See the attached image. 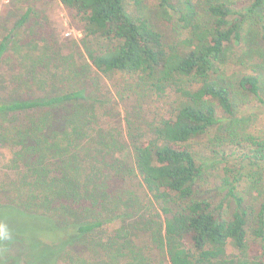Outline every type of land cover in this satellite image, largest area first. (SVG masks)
<instances>
[{"label": "trees", "instance_id": "trees-1", "mask_svg": "<svg viewBox=\"0 0 264 264\" xmlns=\"http://www.w3.org/2000/svg\"><path fill=\"white\" fill-rule=\"evenodd\" d=\"M130 1L60 0L81 21L83 43L96 70L107 77L126 74L151 82L156 101L163 104L159 107L166 108L153 121L151 135L133 147L150 196L147 211L157 218L161 213L163 222L116 228L108 242L116 249L112 254L135 264L157 263L154 253L162 258L158 264L165 260L168 264H264V251L250 259L232 257L233 251L241 253L248 247L250 212L255 218L253 234L264 240V183L252 181L250 195L225 178L209 195L198 197L197 185L206 169L192 147L196 138L233 117L234 100L241 92L264 102L262 76L233 70L224 62L228 47L241 42V24L247 17L255 20L264 46V0L250 6L231 0H159L174 25L170 43L148 18L132 11ZM27 18L28 13L17 27ZM92 38L111 45L89 48L86 40ZM9 39L0 43V62ZM30 54L34 68H45L51 61L47 54ZM87 98L81 88L0 104L1 118L38 112L26 126L0 125V140L16 147L8 168L23 170L18 182L11 184L25 200L29 213H22L48 219L51 230H72L78 237L93 235L113 222L117 210H110L113 198L118 205L121 198L129 201L134 195L123 189V165L111 178L110 185L118 183L114 188L96 185V174L87 164L88 150L81 147L96 120L94 109L85 104ZM249 141L257 148L243 156L241 169L246 161L257 168L264 163V140L250 137ZM62 246L46 251L55 257Z\"/></svg>", "mask_w": 264, "mask_h": 264}, {"label": "rangeland", "instance_id": "rangeland-1", "mask_svg": "<svg viewBox=\"0 0 264 264\" xmlns=\"http://www.w3.org/2000/svg\"><path fill=\"white\" fill-rule=\"evenodd\" d=\"M254 1L231 0L239 6H250ZM130 8L148 18L168 43L174 41L170 11L161 8L159 0H131ZM26 13L25 24L17 27ZM241 26L242 40L228 47L224 62L233 70L257 72L264 80V46L255 20L247 17ZM9 36L8 51L0 62V104L85 89L88 95L85 104L94 109L96 120L81 147L88 150L87 164L96 174V185L105 186L106 183L109 189L114 188L118 183L110 185L111 178L123 165L126 175L123 189L134 195L129 201L121 198L118 205L114 204L118 199L113 198L110 210L117 209L116 217L93 235L78 237L72 230H51L48 219L22 213H29L25 200L11 184L18 182V173L23 170L8 168L16 147L0 140V264H51L52 257L54 264H135L124 256L112 254L116 249L109 247L108 242L116 228L129 230L145 226L152 220L163 222L161 213L157 218L147 211L150 196L136 167L133 147L136 141L151 135L153 121L159 113H165L166 108L159 107L163 104L156 101L151 82L126 74L107 77L96 70L83 43L81 21L60 0H5L0 8V43ZM86 43L89 48L111 45L99 38L88 39ZM28 52L47 54L51 61L45 68H34L30 59L33 56ZM262 98L264 100V92ZM234 103L232 118L192 142L193 150L206 169L197 185L198 197L209 195L225 178H229L240 192L249 191L250 195L254 194L250 190L252 181L264 183V163L257 168L250 167L246 161L244 169L239 164L243 156L257 148L249 141L250 137L264 140V102L241 92ZM37 115L38 112L11 113L0 117V125L3 124V128L26 126ZM240 144L245 148L241 149ZM234 157L237 160L233 163ZM155 203L161 207L160 203ZM254 222V213L250 212L248 247L241 253L233 251V258L250 259L263 253L264 240L253 234ZM55 246L62 248L54 257L46 250L47 247L55 249ZM152 258L157 261L155 264L162 259L156 253ZM164 264L168 262L165 260Z\"/></svg>", "mask_w": 264, "mask_h": 264}, {"label": "built area", "instance_id": "built-area-1", "mask_svg": "<svg viewBox=\"0 0 264 264\" xmlns=\"http://www.w3.org/2000/svg\"><path fill=\"white\" fill-rule=\"evenodd\" d=\"M4 2H5V0H0V8L2 7Z\"/></svg>", "mask_w": 264, "mask_h": 264}]
</instances>
